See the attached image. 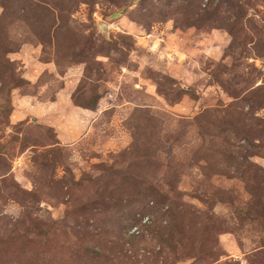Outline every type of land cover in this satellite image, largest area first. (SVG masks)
<instances>
[{"label": "rangeland", "instance_id": "rangeland-1", "mask_svg": "<svg viewBox=\"0 0 264 264\" xmlns=\"http://www.w3.org/2000/svg\"><path fill=\"white\" fill-rule=\"evenodd\" d=\"M0 264H264V0H0Z\"/></svg>", "mask_w": 264, "mask_h": 264}, {"label": "crops", "instance_id": "crops-1", "mask_svg": "<svg viewBox=\"0 0 264 264\" xmlns=\"http://www.w3.org/2000/svg\"><path fill=\"white\" fill-rule=\"evenodd\" d=\"M39 110L40 120L55 127L60 139L71 138L77 136L87 125V121L94 114L93 110L84 108L80 105L74 104L72 101V91L68 83H64L60 87L54 97L38 101L37 104H30V108ZM16 112L25 115L21 110L16 109ZM27 112V111H25ZM63 117L62 128L60 129L57 121L59 117ZM65 126V127H64Z\"/></svg>", "mask_w": 264, "mask_h": 264}, {"label": "trees", "instance_id": "trees-1", "mask_svg": "<svg viewBox=\"0 0 264 264\" xmlns=\"http://www.w3.org/2000/svg\"><path fill=\"white\" fill-rule=\"evenodd\" d=\"M40 252V254H41V259L45 256V254L43 253V252H41V251H39Z\"/></svg>", "mask_w": 264, "mask_h": 264}]
</instances>
